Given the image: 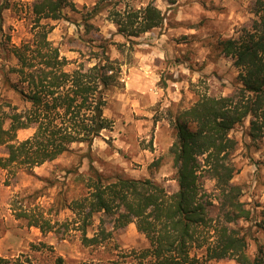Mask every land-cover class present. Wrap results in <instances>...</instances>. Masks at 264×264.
<instances>
[{"label": "trees", "instance_id": "obj_1", "mask_svg": "<svg viewBox=\"0 0 264 264\" xmlns=\"http://www.w3.org/2000/svg\"><path fill=\"white\" fill-rule=\"evenodd\" d=\"M107 1L111 0H100L95 11H101ZM71 5L70 0H37L32 12L38 30L19 46L3 30L2 12L8 6L0 7V35L5 38L0 41L1 83L26 105L19 111L0 99V147L7 150V156L0 157L2 169L19 166L32 170L70 153L73 145L91 148L113 126L104 109L106 94L122 85L119 62L101 46L102 52L92 66L72 67L74 63L61 56L49 40L50 32L41 24L42 20H61ZM252 13L255 19L251 27L244 28L238 38L223 39L216 45L240 70L239 84L233 86L232 93L202 96L190 108L172 115L175 141L170 155L177 192L169 195L152 180L106 177L89 162L86 194L71 204L66 199L57 201L58 211L71 209L82 219L79 230L86 247L103 246L115 231L136 225L148 247L121 252L111 264H206L223 260L264 264V244H258L253 257L248 253L249 230L239 223L248 221L251 212L241 201L242 187L233 183L240 168L234 160L239 143L231 133L249 120L246 134L250 139L258 142L264 138V0H255ZM118 16L114 20L118 33L130 43L164 21L161 10L151 4ZM3 104L8 111L3 110ZM30 128L34 134L20 141L17 133ZM204 178L215 183L217 204L209 200ZM212 208L217 210L215 215ZM15 211L16 219L28 226L44 234L52 231L50 220L33 210L21 206ZM96 219L100 224L89 236ZM108 225H112L110 230ZM0 264L33 263L0 256ZM55 264L66 261L59 257Z\"/></svg>", "mask_w": 264, "mask_h": 264}, {"label": "rangeland", "instance_id": "obj_2", "mask_svg": "<svg viewBox=\"0 0 264 264\" xmlns=\"http://www.w3.org/2000/svg\"><path fill=\"white\" fill-rule=\"evenodd\" d=\"M36 1L0 0V7L8 6L2 12L3 30L17 46L38 30L32 12ZM70 2L73 5L64 10L61 20H42L41 24L61 56L74 63L72 67L92 66L101 46L119 62L122 85L106 94L104 109L113 126L91 148L73 145L70 153L32 170L0 168V256L28 259L33 264H55L59 257L66 264H111L121 252L148 247L136 225L115 231L103 246L86 247L79 230L82 219L71 209L58 211L57 201L66 199L71 204L86 194L89 162L106 177L152 180L169 195L177 192L170 155L175 141L172 115L190 108L202 96L229 95L239 84V68L216 45L223 39L238 38L244 28L251 27L255 0H176L174 4L168 0H111L97 12L100 0ZM149 4L161 10L163 24L130 43L118 33L114 20L120 12L141 10ZM4 39L0 35V41ZM0 99L19 111L26 108L16 94L2 86L1 79ZM248 125L249 120L231 136L239 143L234 160L240 172L233 183L242 187L241 201L251 212L250 219L239 224L249 230L248 253L253 257L258 244H264V138L253 142L246 134ZM34 132V128L20 130L17 137L26 140ZM6 156V148L0 147V157ZM202 183L209 200L217 204L215 183L206 178ZM21 206L50 220L52 231L44 234L17 220L15 210ZM212 210L215 215L217 210ZM99 224L98 219L93 222L89 236ZM206 264L237 263L223 260Z\"/></svg>", "mask_w": 264, "mask_h": 264}]
</instances>
